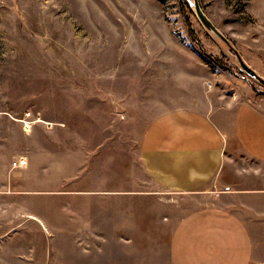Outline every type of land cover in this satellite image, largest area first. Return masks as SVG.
Wrapping results in <instances>:
<instances>
[{
	"label": "rangeland",
	"instance_id": "obj_1",
	"mask_svg": "<svg viewBox=\"0 0 264 264\" xmlns=\"http://www.w3.org/2000/svg\"><path fill=\"white\" fill-rule=\"evenodd\" d=\"M199 1L264 78V0ZM193 2L0 0V155L24 154L32 196L40 195L34 192L45 169L49 188L70 189L90 170L115 182L124 175L148 191L141 141L153 120L176 108L212 114L263 95L234 50L204 27ZM36 203L25 212L38 213ZM57 211L49 201L46 212ZM174 212L159 249L183 216ZM23 231L0 237V264L40 263L44 250L53 262L73 246L55 233L32 238Z\"/></svg>",
	"mask_w": 264,
	"mask_h": 264
},
{
	"label": "crops",
	"instance_id": "obj_2",
	"mask_svg": "<svg viewBox=\"0 0 264 264\" xmlns=\"http://www.w3.org/2000/svg\"><path fill=\"white\" fill-rule=\"evenodd\" d=\"M23 157L0 155L1 241L25 229L73 245L53 262L44 250L34 264H264V93L212 114L176 108L153 120L141 141L148 191L124 175L115 182L90 170L70 189L49 188L45 169L32 196ZM49 201L55 216L46 212ZM36 202L39 212L26 213ZM175 208L183 216L159 249Z\"/></svg>",
	"mask_w": 264,
	"mask_h": 264
},
{
	"label": "water",
	"instance_id": "obj_3",
	"mask_svg": "<svg viewBox=\"0 0 264 264\" xmlns=\"http://www.w3.org/2000/svg\"><path fill=\"white\" fill-rule=\"evenodd\" d=\"M192 5L195 8L196 14L199 17L200 21L204 27L209 31L217 35L222 41H224L231 49L234 50L237 60L240 62V65L252 79L259 82L264 86V78L260 76L257 71H255L247 62L242 58L241 54L233 47L231 41L222 33V31L214 24V22L209 18V16L204 12L201 3L199 0H194ZM212 58V57H211Z\"/></svg>",
	"mask_w": 264,
	"mask_h": 264
},
{
	"label": "built area",
	"instance_id": "obj_4",
	"mask_svg": "<svg viewBox=\"0 0 264 264\" xmlns=\"http://www.w3.org/2000/svg\"><path fill=\"white\" fill-rule=\"evenodd\" d=\"M14 164L16 165L17 163L15 162Z\"/></svg>",
	"mask_w": 264,
	"mask_h": 264
},
{
	"label": "trees",
	"instance_id": "obj_5",
	"mask_svg": "<svg viewBox=\"0 0 264 264\" xmlns=\"http://www.w3.org/2000/svg\"><path fill=\"white\" fill-rule=\"evenodd\" d=\"M215 60V59H214ZM217 61V60H216Z\"/></svg>",
	"mask_w": 264,
	"mask_h": 264
}]
</instances>
